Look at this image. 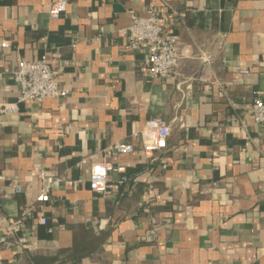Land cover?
<instances>
[{
    "label": "crops",
    "instance_id": "obj_1",
    "mask_svg": "<svg viewBox=\"0 0 264 264\" xmlns=\"http://www.w3.org/2000/svg\"><path fill=\"white\" fill-rule=\"evenodd\" d=\"M52 2L0 0V108L18 98L22 60L46 56L69 90L0 115V264H264V125L250 114L264 98V0H70L59 18ZM150 4L180 40L174 78L145 76L146 46L121 33ZM152 117L171 127L156 161L135 138ZM94 161L127 181L112 170L107 195L94 192ZM40 170L75 184L52 188L47 226L24 221L28 248L5 245Z\"/></svg>",
    "mask_w": 264,
    "mask_h": 264
},
{
    "label": "built area",
    "instance_id": "obj_2",
    "mask_svg": "<svg viewBox=\"0 0 264 264\" xmlns=\"http://www.w3.org/2000/svg\"><path fill=\"white\" fill-rule=\"evenodd\" d=\"M70 0H53L49 14L52 18H59L67 9ZM175 14V11H173ZM144 15H138L130 11L131 25L121 30L129 40V45L133 51H138L142 46L147 48V56L144 60L145 76L154 78H174L180 60V40L176 34L168 32L162 24V19L167 16H160L153 4L143 8ZM10 42L5 40L2 47L7 48ZM57 71L52 67L46 56H41L36 61H19L17 67L12 70V77L19 86L17 100L9 105L0 108V115L13 113L19 109V104L23 102L41 103L44 100L62 99L69 94V90L62 88L57 81ZM223 95V93H220ZM250 114L253 119L264 125V98H254ZM2 121L0 119V133ZM171 134V127L160 117H152L147 120L143 130L135 134L136 139H142L143 151L146 156L152 159L155 154L164 150L168 146V139ZM118 154L131 153L134 147L131 143L116 142L110 147ZM115 170L120 174L119 183L127 181V169L123 165L113 166L107 162L94 161L90 164L89 185L90 188L102 195L108 193V176L110 171ZM5 179L0 173V181ZM39 192L35 202L27 204L21 208L20 216L8 218L6 231L7 239L5 245H14L25 250L29 247L30 237L25 235L24 221L31 217H36L40 225L47 226L48 220L44 212V204L50 201L51 190L54 186L65 184L74 186L75 181L63 177L48 175L43 170L38 173ZM15 192H21L22 188L17 186ZM69 264V263H64Z\"/></svg>",
    "mask_w": 264,
    "mask_h": 264
},
{
    "label": "trees",
    "instance_id": "obj_3",
    "mask_svg": "<svg viewBox=\"0 0 264 264\" xmlns=\"http://www.w3.org/2000/svg\"><path fill=\"white\" fill-rule=\"evenodd\" d=\"M154 161H156V159H155ZM154 161H152V163H155ZM64 261H66V262L69 263V264H70V262H71V260H69V259H65Z\"/></svg>",
    "mask_w": 264,
    "mask_h": 264
}]
</instances>
